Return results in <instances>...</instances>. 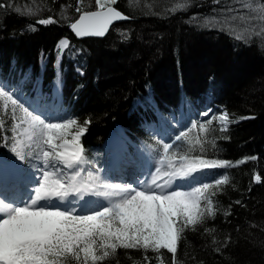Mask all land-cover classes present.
Wrapping results in <instances>:
<instances>
[{
    "label": "trees",
    "instance_id": "16d2710c",
    "mask_svg": "<svg viewBox=\"0 0 264 264\" xmlns=\"http://www.w3.org/2000/svg\"><path fill=\"white\" fill-rule=\"evenodd\" d=\"M179 2L119 0L115 6L130 21L114 25L102 39L78 40L68 26L80 14L78 0H2L0 76L29 91L39 88L49 98L58 88L71 119L81 125L90 121L82 143L91 163L99 161L112 131L130 145L139 144L145 156H157L163 143L143 127L144 113H161L175 135L196 121L188 139H208L203 157L231 162L228 168L205 171L226 173L229 183L213 197L215 218L184 233L177 259L181 264H264V35L249 36L243 31L246 24L239 32L245 39L238 40L224 24L223 16L235 13L231 7L248 0H187L183 10ZM80 6L95 10L94 0ZM48 17L58 22H37ZM252 27L261 31L264 24ZM60 37L86 51L75 60L76 68L55 50ZM210 109L217 116L229 114L226 131L220 130L219 120L207 133L199 130L212 116L201 114ZM5 134L10 130L0 129V137ZM3 141L0 153L7 155ZM118 254L119 264H144L139 251L121 249ZM170 256L164 254L165 264Z\"/></svg>",
    "mask_w": 264,
    "mask_h": 264
},
{
    "label": "snow or ice",
    "instance_id": "6c2138e0",
    "mask_svg": "<svg viewBox=\"0 0 264 264\" xmlns=\"http://www.w3.org/2000/svg\"><path fill=\"white\" fill-rule=\"evenodd\" d=\"M118 2L94 0L95 10L84 11L80 6L84 0H78L75 10L81 14L68 26L77 37H104L115 21L131 19L114 7ZM258 4L254 7L253 0H248L244 7L259 15L232 17L249 26L243 29L249 36L264 35V28L255 31L252 27L257 22L264 24V0ZM186 6L187 0H180L178 7L183 10ZM37 22L50 25L58 21L48 17ZM69 47L68 39L57 44L59 51ZM13 87L0 84V129L11 132L10 138L0 139L19 161L35 167L38 175L23 193L0 186V264H98L106 259L119 264L121 249L139 251L144 264L153 259L165 264V253L171 254L170 264H181L177 252L186 240L184 233L195 232L197 226L215 218L213 197L220 186L229 183L226 173L205 170L231 166L228 161L203 157L209 142L206 137L194 142L188 139L197 123L192 122L157 149V166L154 171L149 166L144 180L135 185L110 183L99 170L94 174L84 167L91 164L82 143L90 121L83 125L71 118L51 122L41 111V97L25 98ZM214 120H219L221 131L227 130V112L213 114L199 124V130L207 133ZM197 150L201 155H192ZM209 175L219 178L205 181ZM260 180L256 175L255 181ZM86 196L90 199L85 200ZM97 201L98 208L84 211ZM148 252L154 255L150 257Z\"/></svg>",
    "mask_w": 264,
    "mask_h": 264
},
{
    "label": "rangeland",
    "instance_id": "374dc122",
    "mask_svg": "<svg viewBox=\"0 0 264 264\" xmlns=\"http://www.w3.org/2000/svg\"><path fill=\"white\" fill-rule=\"evenodd\" d=\"M1 3H2V0H0V4ZM244 6H245V3L244 4L239 3L237 5H234L231 8L235 11V13L231 16L230 15L223 16V21H224L225 26L228 28H231V30L228 31L229 33H236L237 35H240V33H239L240 30L246 25L240 19H232V17L238 16V15L248 17L249 16L248 14L259 15V13H253V12H251V10H245ZM258 6H259L258 4H254V7H258ZM227 12L229 14V10H227ZM61 39H68V38L60 37L56 42L55 50H57L61 55L64 54L65 56L70 57V60L74 61L73 65L76 68L77 63H75V60L79 58V54H81V52L83 54H85L86 51L85 52L80 51L78 48L76 49L73 46H70L68 49H64L63 51H59L57 49V44ZM78 70L81 72L80 69H78ZM2 79H3V77L0 76V84L8 85V83L11 82L10 80L5 82ZM11 85L14 86L13 87L14 91H17L18 93L22 92L23 95L25 93L26 94L25 98H31V99L35 100L37 98V96H39L41 98L43 97L41 95L42 91L39 90L38 88H37V91H35L34 94L31 95L30 92H33V91H29L31 88H27L24 85H22V86L17 85L15 83H12ZM59 95L60 94H59L58 88H55V90L53 91V94H52V96H55L54 98H51L50 100H45L47 97H44L43 99H41V105H42L41 111L44 113V116L51 122H62L66 119L71 118V115L69 114V112L66 111L63 107H61L59 105ZM136 103H139V101H136ZM207 112H209V111H207ZM147 114L148 113H144L143 119H142V124L144 123V125L150 131V133L156 135L160 141H162L163 143L169 142L172 135L173 136L175 135V132L172 135H170V133L167 132V128L164 127L160 122L159 123H156V122L151 123L150 122V123H148V125H146L145 124L146 121L152 120L153 118L158 119V117H155L153 115H147ZM150 118H152V119H150ZM162 129H163V133H162ZM6 137L10 138L11 134L10 135L7 134ZM4 143H5V141H3V143H2V147L5 149V152L9 158L7 159L3 154L0 153V168H2L4 171L7 168H8L7 171H9L11 168H13V169H17V172H19L20 174L24 173V176H22V177H25V179H23L20 184L25 185V188L27 187L28 189H30L33 186V176L38 175L36 168L33 167L32 165L24 164L23 162L19 161L16 157H13L11 155V152L9 151V148L4 147ZM108 144H109V152L112 153V156L107 157L108 152H107V155L104 154V157L105 158L107 157L106 161L108 162V166H106V162H104V169H106V167H108V168L111 167V161L114 160L115 155H117V153L119 152V149L121 147V149H123V152H125L127 154V157L135 158L139 162V164H141L139 169L141 171L144 170V173H141L140 171H138L139 170L138 168L136 169L133 166L128 167V165H125V172L123 175H121L125 179H122L121 176H118V175H117L118 177L117 176L112 177V173H109L108 171H105V170L101 171L100 173L98 171V174L102 178L106 177L108 179V182H110V183H132L135 185L134 181L131 182L129 179H126L127 175H131L132 177H134L135 180L137 179L138 181H140L141 177L138 176L137 174H141L143 176L142 179L144 180L146 178V174L148 172L149 166L152 167L153 171H154L155 167L157 166V164H156L157 156L156 155L146 157L143 160V156L140 153L136 152V154H134L130 150V148H127L128 145L122 139H119L116 134H112L110 136ZM35 163L38 167L39 162L37 161ZM135 165H137V164H135ZM84 167L87 170L93 171L94 174H97V168H96L97 166L96 165H95V167L90 166V165H85ZM19 168H23V169H19ZM106 170H109V169H106ZM123 171H124V169H123ZM27 173H30L29 178L27 176ZM2 174H1V176H4V174L3 175ZM85 175H86V173H85ZM114 178H116V179L114 180ZM14 184H18V182H15ZM3 186H6V185L3 184ZM23 191H24V189L21 190V193H23ZM84 199L88 200L90 198L86 196ZM91 199L95 200L96 198L93 197ZM82 202L83 201H81L80 203L82 204ZM91 206L92 207L88 210L98 208L100 206V201H97L96 203L92 204ZM76 207L79 208L80 205L78 204V205H76Z\"/></svg>",
    "mask_w": 264,
    "mask_h": 264
},
{
    "label": "water",
    "instance_id": "95a60500",
    "mask_svg": "<svg viewBox=\"0 0 264 264\" xmlns=\"http://www.w3.org/2000/svg\"><path fill=\"white\" fill-rule=\"evenodd\" d=\"M114 7H116V6H114ZM116 8H117V7H116ZM117 9H118V8H117ZM118 10L121 11L120 9H118ZM90 11H91V10H90ZM121 12H122V11H121ZM122 13L125 14L124 12H122ZM80 14H81V13H80ZM80 14H79V15H80ZM125 15H127V14H125ZM127 16H129V15H127ZM78 17H79V16H78ZM78 17H77L76 19H78ZM76 19H75V20H76ZM75 20H74V21H75ZM130 20H131V19L123 20V21H115V22L110 26L109 31L111 30V28H112L114 25H116V24H118V23L125 22V21H130ZM74 21H73V22H74ZM70 30H71V28H70ZM109 31H108V33H109ZM71 32L75 35V33H74L72 30H71ZM108 33H107V34H108ZM107 34H106V35H107ZM106 35H105V36H106ZM105 36H104V37H105ZM75 37H76L77 39H79V40L86 39V38H99V39L104 38V37H83V38H81V37H77L76 35H75Z\"/></svg>",
    "mask_w": 264,
    "mask_h": 264
},
{
    "label": "bare ground",
    "instance_id": "6f19581e",
    "mask_svg": "<svg viewBox=\"0 0 264 264\" xmlns=\"http://www.w3.org/2000/svg\"><path fill=\"white\" fill-rule=\"evenodd\" d=\"M120 149H121V147H120ZM135 164H137V161H136V160H134L133 162L130 163V165L133 166V167H135L136 169L139 168V167H137V165H135ZM7 169H8V168H7ZM7 169H5V171H4L2 168H0V175H1L2 173L4 174V172H5L6 174H8L9 171H7ZM11 170H13V168H11ZM138 171H139V170H138ZM7 172H8V173H7ZM11 172H13V171H11ZM3 174H2V175H3ZM11 174H12V173H11ZM137 175L139 176V174H137ZM140 177H141V179H142L143 176L140 175ZM115 179H116V178H114V180H115ZM141 179H140V180H141ZM142 180H143V179H142ZM1 186H2V185H1ZM14 190H15V189H14ZM16 191H17V190H16ZM20 193H21V191H20Z\"/></svg>",
    "mask_w": 264,
    "mask_h": 264
},
{
    "label": "flooded vegetation",
    "instance_id": "af4514ba",
    "mask_svg": "<svg viewBox=\"0 0 264 264\" xmlns=\"http://www.w3.org/2000/svg\"><path fill=\"white\" fill-rule=\"evenodd\" d=\"M119 24V23H118ZM97 39H99V38H97ZM79 40V39H78Z\"/></svg>",
    "mask_w": 264,
    "mask_h": 264
}]
</instances>
